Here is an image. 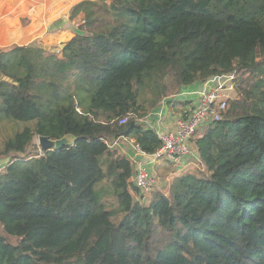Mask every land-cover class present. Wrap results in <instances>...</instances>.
I'll use <instances>...</instances> for the list:
<instances>
[{
	"label": "trees",
	"instance_id": "1",
	"mask_svg": "<svg viewBox=\"0 0 264 264\" xmlns=\"http://www.w3.org/2000/svg\"><path fill=\"white\" fill-rule=\"evenodd\" d=\"M80 13L60 52L0 49V121L34 124L0 149V264H264V0H83ZM229 73L240 98L192 139L205 170L144 197L103 140L156 152L141 96L152 111ZM40 135L74 142L27 152Z\"/></svg>",
	"mask_w": 264,
	"mask_h": 264
},
{
	"label": "crops",
	"instance_id": "2",
	"mask_svg": "<svg viewBox=\"0 0 264 264\" xmlns=\"http://www.w3.org/2000/svg\"><path fill=\"white\" fill-rule=\"evenodd\" d=\"M81 1L83 0H0V49L33 43L53 52L58 47H64L67 41L82 32L84 20L81 13L71 16L72 7ZM201 85L202 82H197L184 86L180 92H186L185 94L164 98L167 107L162 115H152L153 119H146L144 123L162 131L174 128L177 119L197 105L198 95L194 92ZM122 145L121 149H117L119 153L127 157L134 154L138 162L148 164L149 158L136 155L127 139L123 140ZM157 165L160 166L156 164L155 167Z\"/></svg>",
	"mask_w": 264,
	"mask_h": 264
},
{
	"label": "built area",
	"instance_id": "3",
	"mask_svg": "<svg viewBox=\"0 0 264 264\" xmlns=\"http://www.w3.org/2000/svg\"><path fill=\"white\" fill-rule=\"evenodd\" d=\"M60 50L61 48L58 49V52ZM235 81V74L229 73L216 75L214 78L202 82V85L194 92L198 95L197 105L179 117L174 128L162 131L158 127H153L162 140V146L154 153L145 152L142 144L133 138L130 139L131 137L105 138L103 141L110 149L117 150L122 148L123 140L127 139L131 145L130 147L135 150L136 155L141 154L149 158L148 164H145L138 162L134 154L129 157L135 164L134 183L142 192L148 193L160 180L155 171L149 167L151 162L167 157L174 167L180 168L178 170H181V167L189 170L195 166V163L200 164V157L192 145V139L205 126L222 119L224 112L228 108L231 94L235 90ZM185 93L179 91L173 97ZM166 102V100L161 102V106L157 108L155 115H162L167 107ZM129 117L130 115H127L117 120L119 124H125L128 122ZM202 167L204 171L205 168L204 166ZM5 168V162H2L0 164V172L4 171Z\"/></svg>",
	"mask_w": 264,
	"mask_h": 264
},
{
	"label": "rangeland",
	"instance_id": "4",
	"mask_svg": "<svg viewBox=\"0 0 264 264\" xmlns=\"http://www.w3.org/2000/svg\"><path fill=\"white\" fill-rule=\"evenodd\" d=\"M58 48L56 49V51H58ZM252 79H254V77H252ZM239 84H240V81L236 79V81H235V90L231 94L230 100H232L234 98H240V96L238 94V91H237V87H238ZM175 94H171L172 97ZM150 95H151L150 93H147L145 96H143V95L141 96V100H143V105L145 107V110L143 111L144 115L142 116L143 118L140 119V121H142V122H144L146 119H150V118L153 119L152 115H155V111L157 110L158 107L161 106V103H159L158 106H156V109H153V112H152L151 109L149 108L150 107L149 100H145L144 101L145 97H149ZM164 101H165V99H164ZM88 102L89 101H86V102H84L82 104V107L84 109H86L88 107ZM26 125H31L32 126L34 124L33 123H26V122H22V121L7 120V119L3 120V121H0V149L2 148V145H3L4 141L9 136L13 135L16 131L23 129ZM36 145H38L39 152H41L38 136L35 137L34 144L29 147L27 152L35 153L36 150H37L35 148ZM2 162L3 161L0 160V164H2ZM156 164H159L160 166L157 165L155 167ZM198 164L199 163H195V167L196 168L194 170L197 169V170L201 171L203 167L200 164L199 165ZM149 167L151 169L154 168V171L158 175V178L160 180H159L158 184L155 185L150 192L145 193L144 197H148L149 194L152 191H154V190H161V191H164V192L168 193L169 187H170V183H171L170 180H171L172 177L175 176L174 174L185 172V170H187V168L185 169L183 167H181V170H178L180 168H178L177 166L174 167V165H172V163L169 161V159L167 157L159 158L156 161L151 162L149 164ZM174 172H176V173H174ZM139 195H141V194L139 193Z\"/></svg>",
	"mask_w": 264,
	"mask_h": 264
},
{
	"label": "water",
	"instance_id": "5",
	"mask_svg": "<svg viewBox=\"0 0 264 264\" xmlns=\"http://www.w3.org/2000/svg\"><path fill=\"white\" fill-rule=\"evenodd\" d=\"M38 138L42 153L49 150H61L74 142V138L71 135H65L59 139H53L47 135H40Z\"/></svg>",
	"mask_w": 264,
	"mask_h": 264
}]
</instances>
